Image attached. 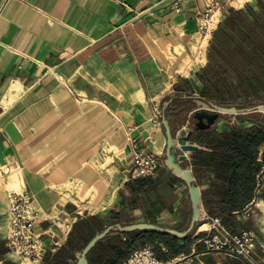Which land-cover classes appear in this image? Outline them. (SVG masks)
<instances>
[{"label": "crops", "instance_id": "0c3cea01", "mask_svg": "<svg viewBox=\"0 0 264 264\" xmlns=\"http://www.w3.org/2000/svg\"><path fill=\"white\" fill-rule=\"evenodd\" d=\"M174 1L0 0V176L20 172L22 189L40 206L39 231L55 230L54 218L79 213L65 244L44 261L57 256L60 264H72L85 244L109 225L147 222L187 228L191 217L187 188L168 165L143 177L130 173L136 149L164 156L163 112L173 133L191 130L187 142L196 148L177 147V155L190 166L201 197L215 186V173L207 163L212 152L208 137L262 128L251 123L239 128V122L223 116L210 128H187L197 98L217 103L201 94L203 83L196 73L206 66L213 33L229 8L224 14L220 11L203 63L179 74L177 65L168 69L167 53L185 46L191 15L188 6L176 10ZM258 1L264 0H244L230 8L249 4L264 23ZM259 95L252 103L264 101V91ZM104 145L114 149L104 152ZM263 153L261 143L256 161L264 185ZM92 158H97L95 167L90 165ZM72 179H80L76 190L64 186ZM7 207L8 193L0 191V232ZM202 208L204 213L186 238L166 234L177 240L179 251L152 237L155 231H111L88 253L89 264L111 259L101 251L107 239L118 234L129 242L139 232L144 235L135 249L150 245L165 262L249 264L241 257L208 250L204 239L213 233L212 218L218 217L229 232L240 234L248 227L264 240V192L256 194L254 189L251 201L232 215L210 216L203 200ZM0 264H15L1 233Z\"/></svg>", "mask_w": 264, "mask_h": 264}, {"label": "trees", "instance_id": "16d2710c", "mask_svg": "<svg viewBox=\"0 0 264 264\" xmlns=\"http://www.w3.org/2000/svg\"><path fill=\"white\" fill-rule=\"evenodd\" d=\"M258 6L264 16V1H258ZM196 75L203 83L201 94L217 103H237L243 99L246 106L259 98V92L264 91V23L249 4L240 9H228L213 33L208 62ZM245 117L255 120L253 115ZM261 143H264V124L262 128L213 133L208 137L207 144L212 152L207 163L215 173V186L202 195V200L210 216L232 215L251 201L255 176L260 168L256 151ZM142 235L144 233L139 232L138 236L125 242L115 234L101 248L103 254L111 256V259L93 264L123 262L129 252L140 244ZM151 236H156L169 247H175V251L181 249L177 240L166 234L152 233ZM114 248H118L117 253H114ZM43 264L60 262L57 256H53L46 258Z\"/></svg>", "mask_w": 264, "mask_h": 264}, {"label": "built area", "instance_id": "2783aa9c", "mask_svg": "<svg viewBox=\"0 0 264 264\" xmlns=\"http://www.w3.org/2000/svg\"><path fill=\"white\" fill-rule=\"evenodd\" d=\"M179 3V0H175L174 6L177 8ZM163 165V155L139 148L133 154L130 173L132 177L152 175ZM262 176V170L255 176L256 194L264 192ZM78 214L74 212L61 219L54 218L52 224L55 230L49 228L39 231L36 226L41 219L40 206L33 195L26 189L9 193L8 207L2 221L3 230L0 232L5 240L8 257L18 264H43L48 253H54L65 244ZM247 217L245 215L244 219ZM211 222L213 233L204 239L208 250L241 257L249 264H264V240L253 229L247 227L242 233L233 234L222 225L218 217L212 218ZM257 251L262 254L258 255ZM181 261H162L156 257L150 245H145L133 250L122 264H181Z\"/></svg>", "mask_w": 264, "mask_h": 264}, {"label": "water", "instance_id": "95a60500", "mask_svg": "<svg viewBox=\"0 0 264 264\" xmlns=\"http://www.w3.org/2000/svg\"><path fill=\"white\" fill-rule=\"evenodd\" d=\"M197 108L192 112V117L194 119V128L196 130H202L210 128L217 119L226 113H252V112H264V101L258 100L253 102L249 106H245L243 103H228L221 104L212 101H207L203 97L196 99ZM161 124L164 128V134L166 137L165 152L164 157L166 164L171 169V172L180 178L185 183L187 188L189 200L191 217L188 226L184 230H177L171 227H164L154 223H132L128 225H109L99 233L95 234L82 248L80 254L73 261L72 264H89L88 253L95 246V244L105 237L111 231H121L129 232L133 230H151L158 233H165L173 235L178 238H186L189 233L194 229L197 221L203 212L202 208V197L199 187L195 184V179L190 166H185L179 161V156L177 155V147L183 150H193L196 146L188 144V138L190 136L191 130L186 133L179 135H174L170 122L165 116L164 112L162 114Z\"/></svg>", "mask_w": 264, "mask_h": 264}, {"label": "rangeland", "instance_id": "374dc122", "mask_svg": "<svg viewBox=\"0 0 264 264\" xmlns=\"http://www.w3.org/2000/svg\"><path fill=\"white\" fill-rule=\"evenodd\" d=\"M179 3L176 10H183L185 7H190L188 13L190 16V27L188 30V37L185 39V46L179 45L177 47H173L172 49H168L167 57L170 59V67L168 69L174 68L177 65L179 74L187 73L189 68L198 67L204 61V50L207 44V40L209 43V35L211 31L214 29L216 23L218 22L221 14L225 13V11L230 7H237L243 3L244 0H179ZM189 9V8H188ZM180 64L183 65L184 71L180 69ZM170 71L168 70V74ZM169 84V80L167 85ZM242 101V100H241ZM238 103V102H237ZM251 105V104H250ZM249 106V105H246ZM253 115L255 120L247 119L245 116ZM224 119L233 120L239 122V128H244L247 124L252 125L251 127H258L264 124V112H252V113H226L222 115ZM221 116V117H222ZM194 119L192 118L187 125V128L194 127ZM240 130V129H239ZM182 134V133H180ZM176 136L177 134L174 133ZM179 135V134H178ZM108 149H114L113 146L107 147L104 145L103 151L106 152ZM97 158L91 159L90 165L95 167L97 165ZM165 165L166 161H165ZM185 166H188L186 164ZM15 173V171L8 174L7 177L0 176V191H5L6 193H11L13 191H21L23 188V184L20 186H14L12 188H8L7 184L11 178V175ZM64 186L70 188L71 190H76L80 187V179H72V181L66 180L64 182ZM95 192V187L91 186L88 194L91 196ZM67 198H70L68 195ZM255 220V219H254ZM250 221V220H249ZM255 221L251 220L249 224L252 227H255ZM203 224V223H201ZM187 226V225H186ZM202 226V225H201ZM207 228V225L201 227V229ZM15 264H18L14 261Z\"/></svg>", "mask_w": 264, "mask_h": 264}, {"label": "bare ground", "instance_id": "6f19581e", "mask_svg": "<svg viewBox=\"0 0 264 264\" xmlns=\"http://www.w3.org/2000/svg\"><path fill=\"white\" fill-rule=\"evenodd\" d=\"M242 1V0H240ZM21 184H23V179L22 176L20 174V172H15L11 175V178L7 184L8 188H12L14 186H20Z\"/></svg>", "mask_w": 264, "mask_h": 264}]
</instances>
